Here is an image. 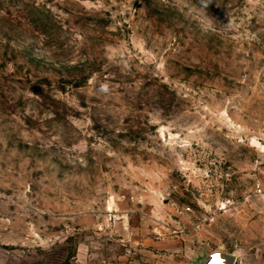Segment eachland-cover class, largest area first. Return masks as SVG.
Wrapping results in <instances>:
<instances>
[{"label": "rangeland", "instance_id": "rangeland-1", "mask_svg": "<svg viewBox=\"0 0 264 264\" xmlns=\"http://www.w3.org/2000/svg\"><path fill=\"white\" fill-rule=\"evenodd\" d=\"M264 0H0V264H264Z\"/></svg>", "mask_w": 264, "mask_h": 264}, {"label": "water", "instance_id": "water-1", "mask_svg": "<svg viewBox=\"0 0 264 264\" xmlns=\"http://www.w3.org/2000/svg\"><path fill=\"white\" fill-rule=\"evenodd\" d=\"M237 255L235 253L216 250L199 257L200 264H236Z\"/></svg>", "mask_w": 264, "mask_h": 264}, {"label": "built area", "instance_id": "built-area-1", "mask_svg": "<svg viewBox=\"0 0 264 264\" xmlns=\"http://www.w3.org/2000/svg\"><path fill=\"white\" fill-rule=\"evenodd\" d=\"M255 195L263 200L264 202V186L258 185L255 189Z\"/></svg>", "mask_w": 264, "mask_h": 264}]
</instances>
